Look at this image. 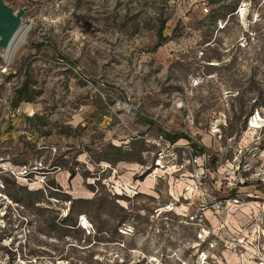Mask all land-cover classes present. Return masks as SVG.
I'll return each mask as SVG.
<instances>
[{
	"label": "rangeland",
	"instance_id": "obj_1",
	"mask_svg": "<svg viewBox=\"0 0 264 264\" xmlns=\"http://www.w3.org/2000/svg\"><path fill=\"white\" fill-rule=\"evenodd\" d=\"M4 2L0 264H258L264 0Z\"/></svg>",
	"mask_w": 264,
	"mask_h": 264
},
{
	"label": "water",
	"instance_id": "obj_2",
	"mask_svg": "<svg viewBox=\"0 0 264 264\" xmlns=\"http://www.w3.org/2000/svg\"><path fill=\"white\" fill-rule=\"evenodd\" d=\"M26 11V8L14 10L6 5L4 0H0V47L3 49L6 50L12 45L22 26Z\"/></svg>",
	"mask_w": 264,
	"mask_h": 264
},
{
	"label": "trees",
	"instance_id": "obj_3",
	"mask_svg": "<svg viewBox=\"0 0 264 264\" xmlns=\"http://www.w3.org/2000/svg\"><path fill=\"white\" fill-rule=\"evenodd\" d=\"M163 27H164V24H163V26H162V28H161V30L163 29ZM28 88H29V81L28 80H26L23 84H22V86H21V88H19L18 90H17V95H16V98H15V100H14V102H13V106L14 107H17L18 106V104L21 102V101H23V100H26V101H31L32 100V96L28 93ZM29 119H41V117L37 114V113H35V114H33L32 116H30L29 117ZM179 136H172V137H170V139L172 140V141H175V139H177ZM205 150V148H201V150H195V151H197V152H199V151H204ZM125 158H124V156H121L120 158H119V160H124ZM110 161V160H109ZM74 172H72L71 173V176H74ZM71 214V212L69 213V215ZM71 225H74V226H76L77 225V222H75L74 224H71Z\"/></svg>",
	"mask_w": 264,
	"mask_h": 264
},
{
	"label": "bare ground",
	"instance_id": "obj_4",
	"mask_svg": "<svg viewBox=\"0 0 264 264\" xmlns=\"http://www.w3.org/2000/svg\"><path fill=\"white\" fill-rule=\"evenodd\" d=\"M25 32H26V29L22 25L21 28H20V30H19V32H18V34L16 35V37H15L13 43H12V45L8 49L5 50V54H6V57L8 59H9L10 56H12V54L16 50L17 46L20 45L23 42L24 36H25ZM27 107H29V110H32V107L31 106H27ZM252 127H256V126L255 125L254 126L252 125Z\"/></svg>",
	"mask_w": 264,
	"mask_h": 264
},
{
	"label": "built area",
	"instance_id": "obj_5",
	"mask_svg": "<svg viewBox=\"0 0 264 264\" xmlns=\"http://www.w3.org/2000/svg\"><path fill=\"white\" fill-rule=\"evenodd\" d=\"M262 237L264 239V235H262ZM256 256L258 264H264V245H261V248H258V253Z\"/></svg>",
	"mask_w": 264,
	"mask_h": 264
}]
</instances>
